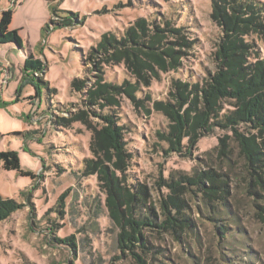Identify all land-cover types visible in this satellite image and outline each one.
I'll return each instance as SVG.
<instances>
[{
    "label": "rangeland",
    "instance_id": "1",
    "mask_svg": "<svg viewBox=\"0 0 264 264\" xmlns=\"http://www.w3.org/2000/svg\"><path fill=\"white\" fill-rule=\"evenodd\" d=\"M238 2L225 0L222 11L213 0H0V12L12 10L8 30L23 42L21 50L0 43V151L14 150L21 169L33 174L4 170L0 162V199L20 205L0 220V264H139L117 246L129 211L110 174L124 190L143 186L138 195L157 222L167 194L185 200L181 210L193 221L177 236L145 226L150 248L135 249L143 264H264V222L254 205L262 202L245 192L234 144L226 207L216 200V217L191 182L181 180L178 191L156 185L158 176L167 182L170 173L214 168L223 131L202 134L188 122L177 150L165 105L193 111L190 85L215 70L222 14L239 13L231 7ZM249 2L258 4L262 20L261 33L245 35L253 43L249 54L264 56V0ZM182 36L192 43H181ZM29 54L42 71L23 70ZM125 81L135 84L132 95ZM106 114L122 127L121 154L102 133ZM221 225L229 229L224 238L215 227ZM69 234L73 249L54 240Z\"/></svg>",
    "mask_w": 264,
    "mask_h": 264
},
{
    "label": "trees",
    "instance_id": "2",
    "mask_svg": "<svg viewBox=\"0 0 264 264\" xmlns=\"http://www.w3.org/2000/svg\"><path fill=\"white\" fill-rule=\"evenodd\" d=\"M44 1L53 2L54 0ZM217 1L221 3L220 6ZM213 5L224 11L225 0H213ZM243 5L246 6L245 11L242 9ZM231 7L238 8L240 12L230 15L222 14L226 30L218 48L213 52L216 61L215 70L208 73L201 84L192 83L190 85L191 88L188 92L192 94L190 106L193 111L187 109L184 114H180L178 106H173L170 103L165 105L174 122L172 133L176 141L172 147L175 148V144L178 145L177 150H180L179 138L188 122L191 127L200 129L202 134H210L214 130L223 131L214 168L200 173L192 170L191 176H178V178L170 173L167 182L158 176L156 185L159 187L168 185L171 189L178 191L182 186L181 180L184 179L187 183L191 182L196 185V191L192 190L193 195L197 198L200 197L205 208H209L210 214H214L213 217H216V211H218L216 200L222 202V205L226 207L227 180L232 175L230 170L234 164V160L231 159L232 147L230 145L234 144L238 158H241L240 179L244 181L243 187L247 194L253 195L255 199L262 202V205L254 202V205L259 209L256 214L264 222V56L255 52L254 57H251L249 52L253 43L245 38V35L250 32H262V20L256 13V10L259 9L257 3L252 4L249 0L246 2L239 0L236 5H231ZM53 11V15L58 12L57 9ZM246 11L251 13L249 17H243L247 13ZM11 17V9L0 12V43H9L21 50L23 43L17 31L8 30ZM173 30L179 31L178 29ZM179 40L185 44L192 43L183 36ZM105 44V41L100 42L98 49L104 47ZM91 50L94 51V49ZM86 56L87 59H90L91 53H87ZM139 63L145 65L146 62L140 60ZM22 67L25 72L42 71L43 63L33 54H29L24 58ZM125 85L126 91L132 95L136 89L135 84L125 81ZM187 85L188 83L185 84V86ZM101 117L108 123L102 128V133L107 138L109 145L117 154L123 153L125 148L122 146L123 142L120 137L121 125L117 126L110 114L101 115ZM193 135L196 137L195 134ZM0 162L4 170H16L21 175L33 177L31 172L21 169L18 154L14 150L0 151ZM84 162L90 164L92 161L85 158ZM103 177H106L105 173ZM110 178L116 196L121 201L122 198L126 199L129 211V217L125 222L126 227L117 233V246L121 252L124 249L129 250L135 262L145 263L142 257L135 252L136 248H150L142 232L145 226L153 227L158 230L157 232H172L175 235L178 233V229L187 227L192 230L194 228L192 219L181 210L183 206H186L185 200L177 194H167L160 200L159 206L163 218L157 222L150 206H146V199L138 195V193L144 194L143 186L134 185V191L130 192L119 186L113 174H110ZM203 179L209 182L208 187L202 183ZM197 192L200 193V196ZM64 195L59 197V201ZM130 198L134 200L131 205ZM127 199L130 200L128 203ZM19 207L20 205L11 199H0V220L7 218ZM145 207L147 208L146 212L142 209ZM132 209H136L137 213H134ZM215 227L218 235L222 238L229 230L226 225ZM54 240L71 249L75 246L72 234L54 237Z\"/></svg>",
    "mask_w": 264,
    "mask_h": 264
},
{
    "label": "crops",
    "instance_id": "3",
    "mask_svg": "<svg viewBox=\"0 0 264 264\" xmlns=\"http://www.w3.org/2000/svg\"><path fill=\"white\" fill-rule=\"evenodd\" d=\"M23 43V42H22Z\"/></svg>",
    "mask_w": 264,
    "mask_h": 264
}]
</instances>
